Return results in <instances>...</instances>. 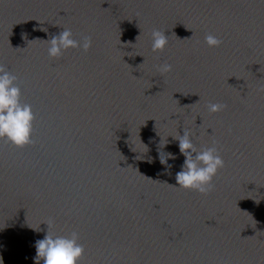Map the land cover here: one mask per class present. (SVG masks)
Instances as JSON below:
<instances>
[{
  "label": "water",
  "instance_id": "1",
  "mask_svg": "<svg viewBox=\"0 0 264 264\" xmlns=\"http://www.w3.org/2000/svg\"><path fill=\"white\" fill-rule=\"evenodd\" d=\"M64 28L91 48L50 57ZM0 64L35 114L0 138V264H35L48 220L79 264H264V0H0ZM185 128L224 160L207 195L175 179Z\"/></svg>",
  "mask_w": 264,
  "mask_h": 264
},
{
  "label": "clouds",
  "instance_id": "2",
  "mask_svg": "<svg viewBox=\"0 0 264 264\" xmlns=\"http://www.w3.org/2000/svg\"><path fill=\"white\" fill-rule=\"evenodd\" d=\"M152 51L162 52L168 44L165 31L159 29L152 32ZM209 47H218L222 41L212 34L205 37ZM49 42L48 55L58 58L69 48H81L87 52L92 46L91 36H82L80 40L73 38L71 29L64 30L53 36ZM173 70L167 62L159 65L157 71L164 75ZM17 76L9 71L5 65L0 64V138L6 139L18 147L33 143V121L35 114L31 105L21 102V89L16 84ZM227 107L221 103H210L209 112L221 111ZM179 141L180 153L185 156L182 170L176 173L175 179L178 187L198 191L207 195L214 190V177L224 166V160L215 147L198 151L191 139V130L185 128L183 135L175 136ZM193 153H196L193 156ZM170 155V154H169ZM161 163L167 164V159L161 154ZM49 230L43 239L35 242V264H79L84 255L83 244L79 243V233L72 231L69 235H54L51 232L53 221H45Z\"/></svg>",
  "mask_w": 264,
  "mask_h": 264
}]
</instances>
